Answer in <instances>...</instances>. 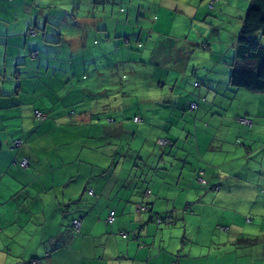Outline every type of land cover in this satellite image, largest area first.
Masks as SVG:
<instances>
[{
    "label": "clouds",
    "instance_id": "1",
    "mask_svg": "<svg viewBox=\"0 0 264 264\" xmlns=\"http://www.w3.org/2000/svg\"><path fill=\"white\" fill-rule=\"evenodd\" d=\"M174 2L184 11L164 7L163 0H110L103 11L93 4L85 11L82 0L32 3L29 11L48 22L47 38L59 41L48 51L51 63L62 66L84 52L93 59L79 85L84 100L71 115L39 94L16 97L24 134L49 123L54 131L80 134L53 149L64 157L61 167L49 169L45 160L28 188H0V205L12 192L29 193L0 207V264H146L128 258L136 253L133 236L148 264L162 249L178 262L187 253L189 260L216 264L209 257L222 248L232 257L227 264H264V69L239 87L227 72L200 80L205 68L217 67V42L211 48L194 43L206 41L213 25L226 27V20L243 15L245 0ZM136 12L143 13L133 24L140 38L100 45L109 52L116 45L113 64L99 54L95 37L108 36L113 21L132 23ZM205 12L220 19L201 20ZM104 24L108 28L97 31ZM259 42L264 45V37ZM190 92L200 104L183 116L169 114ZM49 171L51 181L40 183ZM69 178L79 181L68 190L71 201L80 198L76 203L60 195Z\"/></svg>",
    "mask_w": 264,
    "mask_h": 264
},
{
    "label": "crops",
    "instance_id": "2",
    "mask_svg": "<svg viewBox=\"0 0 264 264\" xmlns=\"http://www.w3.org/2000/svg\"><path fill=\"white\" fill-rule=\"evenodd\" d=\"M33 2L34 0H0V188L5 191H11L15 185L21 186V189L28 188L31 183L32 172L37 171V166L43 164L45 160L48 161L46 166L49 169L61 167L64 163V157L57 155L53 149L62 143H67L80 134V130L74 128H61L59 132L54 131L50 123L37 125V128L24 134L23 129L18 125V121L21 118L16 111V104L19 103L16 97L21 96L22 92H30L33 95L39 94L52 107L69 108L70 111L67 114L71 115L78 110L80 103L84 100L85 89L79 87V85L82 84L83 76L91 67L86 61L93 59L90 53L84 52L68 64L59 66L51 63L48 51L53 45L59 46V41L46 39L48 22L39 20V14L34 9L31 12L29 11ZM114 2L115 0H112V3ZM82 3L85 5V11H88L87 6L89 4L98 5L103 11L104 7L109 5L110 0H83ZM248 3L250 4L249 0H245L243 15L235 17L239 19L241 26L247 13V11L244 12V8ZM163 6L170 8L172 11H184L181 6L175 4L174 0H163ZM208 16L212 18L215 16L220 19L213 12H205L199 18L203 20ZM125 19H128V16ZM230 21L231 19L226 20L225 24ZM162 23L166 24L167 21H162ZM107 28L108 25L104 24L97 31ZM216 28L218 30L216 31L217 39H211V32H209L206 41H196L194 43L199 47L202 43L207 42L210 48L213 46V41L219 43V46L215 47L213 51L212 59L220 68V72L229 73L226 64L223 66L217 62L221 58H225L224 55L228 53L230 44H235L236 50L237 40L232 43V39L236 35L227 38V33H225L226 31L223 27L216 25ZM31 30H34L35 34H29ZM130 33L133 35L130 36ZM141 35L140 30H133L130 24L124 25L113 21L109 35L103 39L95 37V40L99 41L97 45L99 54L101 56L107 55L109 61L115 64L114 53L116 45H113L110 52L101 48L100 45L111 38L122 46L123 42L132 41L134 43ZM222 35L225 36V39H223ZM76 51L79 52V50ZM32 53H38V56L34 57ZM234 58V64L230 65L231 70L237 64L236 54ZM57 59L63 60L65 57H57ZM57 67H61L62 70H55ZM92 70L94 71V69ZM196 72L194 70L192 73ZM6 79L8 82L5 84L3 81H6ZM51 110L52 108L50 107L49 111ZM165 111L169 110L165 109ZM174 111L175 109H172L169 114H176ZM84 139L95 138L85 136ZM175 143L173 141V144ZM22 144L29 145L31 151L22 147ZM250 147L251 145H245L246 149ZM140 158V156H137V159ZM24 160L27 163L22 167L21 162ZM133 166H135V163ZM28 169H31V172L26 171ZM52 177L53 173L49 171L45 178L40 180V183H44L45 180L51 181ZM78 183V180L74 181L69 178L67 182L59 185L60 195L62 197L68 195L71 201L68 190L75 188ZM121 188L125 191L127 190L123 185ZM87 190V186H85V189L81 191V196ZM28 195L29 193L25 192L23 197H21L18 192H12V195H9L8 199L0 207L7 206L9 201L16 204L18 201L26 199ZM13 197H17L18 200H14ZM79 199L77 197L76 201L71 202L76 203ZM124 202L129 203V201ZM65 219L69 218L65 217ZM138 240L139 236L132 237L136 253L128 258L137 259L141 257L148 264L146 250L140 249V243H136ZM142 243L151 247L149 240H144ZM204 255L208 256L207 250L204 251ZM209 259H214L216 264H227V261L231 260L232 257L227 256L225 249L222 248L219 250L213 249L212 256ZM150 264H207V261L189 260L187 259V253H185V258L178 262L174 255H167L166 250L162 249L159 259L151 261Z\"/></svg>",
    "mask_w": 264,
    "mask_h": 264
},
{
    "label": "trees",
    "instance_id": "3",
    "mask_svg": "<svg viewBox=\"0 0 264 264\" xmlns=\"http://www.w3.org/2000/svg\"><path fill=\"white\" fill-rule=\"evenodd\" d=\"M259 36L264 37V0H251L236 41V59L256 61L258 68L264 69V45ZM230 76L234 78V87L247 85L254 79L253 74L244 73L235 65Z\"/></svg>",
    "mask_w": 264,
    "mask_h": 264
},
{
    "label": "rangeland",
    "instance_id": "4",
    "mask_svg": "<svg viewBox=\"0 0 264 264\" xmlns=\"http://www.w3.org/2000/svg\"><path fill=\"white\" fill-rule=\"evenodd\" d=\"M82 2H83V0H82ZM249 2H250V0H249ZM138 7H142V6H138ZM248 7H249V3H248V5H246V7L244 8V12H246L247 11V9H248ZM129 12H130V10H128V9H126V12H125V17H124V19L126 18V16H128V14H129ZM137 16H143V13H141V12H136L135 13V15L133 16V21H132V23H130V25L133 27V24L135 23V20H136V17ZM216 19H219V18H216L215 16H213V20H216ZM240 23V21H239V19L238 18H235V17H233L232 19H231V21L228 23V24H225V25H227L226 27L225 26H223V25H220L221 27H223V29L226 31L225 33H227L226 34V37L227 38H229V37H234L235 35V37L232 39V43L234 42V41H236L237 40V37H238V33H239V31H240V26H241V24H239ZM208 24H212V21H208ZM233 26H236V31L235 32H231V28L233 27ZM138 30V29H137ZM139 31V30H138ZM216 31H218L217 30V28H216V25H213V28H212V30L210 31L211 32V36H210V38L211 39H217V36H216ZM133 34L132 33H130V36H132ZM223 36V39H225V36L224 35H222ZM260 38V36L258 37V39ZM46 39H48L47 38V34H46ZM256 40H258L257 38H255ZM123 44H124V42H123ZM232 44H230V46H229V49H228V53L226 54V55H224V57L226 58H221L220 59V61H218L217 63H220V64H222L223 66L226 64V66H227V68H228V71H229V73L232 71L231 70V67H230V65L231 64H234V56H235V52H236V50H235V44L234 45H232ZM219 46V43H217L216 44V47H218ZM215 64V63H214ZM217 67H214V68H205V73H204V75L203 76H198V79H200V80H203V79H205L206 77L209 79H214V77H213V75H210V74H212V73H216V74H219V73H221L220 72V68L218 67V65L217 64H215ZM236 68L238 69V70H240V71H242V72H244V73H250V74H253L254 73V70H256L257 68H258V62H256V61H244V62H242V61H237V64H236ZM195 70V68H193V70H192V72ZM228 73V74H229ZM192 75H198V73L196 72V73H191ZM230 75V74H229ZM1 82V81H0ZM5 82V84L8 82V80L6 79V81H3V83ZM185 83H187V81H185ZM218 94L219 95H221V96H223V92H218ZM191 103H195V104H197V105H199L200 104V99H199V97L197 96V95H195L194 93H192V92H190V93H188L185 97H182L181 98V100H180V102H179V104L177 105V107L175 108V111H174V113H176L175 115H180V116H183L184 115V113L185 112H187V111H190L189 110V108H190V104ZM217 113L216 112H213V115H216ZM129 119H131V117H129ZM142 119V118H141ZM171 123H175V120H173V121H171ZM176 142V141H175ZM169 152L171 153V149H169ZM118 155H119V153H117ZM140 159H142V157L140 158ZM188 163H190V161L188 162ZM134 165V164H133ZM138 165H136L135 164V166L134 167H137Z\"/></svg>",
    "mask_w": 264,
    "mask_h": 264
},
{
    "label": "built area",
    "instance_id": "5",
    "mask_svg": "<svg viewBox=\"0 0 264 264\" xmlns=\"http://www.w3.org/2000/svg\"><path fill=\"white\" fill-rule=\"evenodd\" d=\"M29 34H35L34 30L29 31ZM32 55H33V53H32ZM191 105H192V104H191ZM191 105H190V108H191ZM26 163H27V162H26L25 160L22 161V162H21V166L24 167V166L26 165Z\"/></svg>",
    "mask_w": 264,
    "mask_h": 264
}]
</instances>
